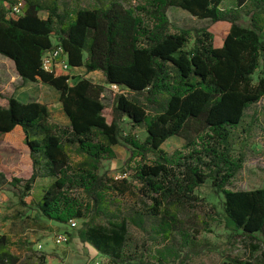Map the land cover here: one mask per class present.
<instances>
[{"label":"trees","instance_id":"16d2710c","mask_svg":"<svg viewBox=\"0 0 264 264\" xmlns=\"http://www.w3.org/2000/svg\"><path fill=\"white\" fill-rule=\"evenodd\" d=\"M15 1L0 0V54L13 61L24 81L57 89L70 120L68 125L54 123L47 104L0 93L8 101L0 105V138L20 131L29 150L32 173L24 192L38 179L50 180L31 199L37 214L62 224L82 220V242L110 264H132L130 225L144 229L150 223L166 239L184 233L181 216L199 204L196 189L211 179L224 195L225 217L259 242L252 245L255 252L261 250L264 187H226L242 168L243 157L234 154L237 129L248 108L264 98V70L254 79L264 57V0H234L230 8L223 7L225 0H146L135 7L96 0L92 8L72 11L60 0H22L21 13L11 16ZM170 7L209 23L172 31ZM244 14L250 15L248 26L241 23ZM217 23L230 25L220 41L212 30ZM56 46L67 55L69 71L43 68V55ZM79 67L102 71L106 83L125 91L116 97L111 122L105 114L104 85L85 76L70 83V71ZM124 117L147 132L143 141L132 135L124 139L131 159L139 157L132 181L100 173L102 160L115 156ZM173 136L185 143L170 153L162 145ZM72 154L81 159L73 160ZM6 182L0 169V186ZM19 182L13 177L14 186ZM127 194L130 203L123 210ZM261 256L264 263V251ZM19 262L9 237L0 233V264ZM168 262L166 255L157 258V264ZM46 263L42 254L32 264ZM218 264L258 263L229 256Z\"/></svg>","mask_w":264,"mask_h":264},{"label":"rangeland","instance_id":"374dc122","mask_svg":"<svg viewBox=\"0 0 264 264\" xmlns=\"http://www.w3.org/2000/svg\"><path fill=\"white\" fill-rule=\"evenodd\" d=\"M96 0H60L63 8L72 11L76 8H92ZM126 6H137L146 0H120ZM234 0H225L223 7L234 6ZM46 17L45 12L40 13ZM168 16L172 23L171 30L182 28H201L209 23V20H201L189 12L179 8L170 7ZM242 25L250 24V15L244 14ZM230 25L217 23L212 27L216 41L228 31ZM264 38V36H263ZM193 41L189 47L193 46ZM8 57L0 54V93L15 94L21 101L38 100L47 104L51 111V121L61 125L70 123L62 103L60 92L49 84L37 81H24L18 74L15 65ZM264 70V57L260 68L254 74L255 81ZM73 83L75 76H85L93 82L102 84L106 90L103 93V101L106 104L105 114L108 122L113 118V107L116 97L124 93L120 88H115L106 83L102 71L87 72L84 69L70 71ZM6 103L0 96V105ZM128 135L143 141L147 135L146 129L135 126L126 117L120 122V144L115 145L114 158L103 159L100 173H106L114 179L127 178L132 181L134 167L139 162V157L131 159V153L124 141ZM185 140L173 136L167 139L162 147L172 153L183 148ZM235 156L243 157L242 168L238 171L231 183L226 187L231 190L254 189L264 187V98L250 106L246 112L243 123L237 129L234 143ZM0 169L8 177V182L0 186V233L6 234L10 239V248L13 253L19 255L18 264H32L37 255L45 254L46 264H110L107 257L93 249L88 243L82 242L78 229L82 220H77L75 227L69 223H57L46 218H41L33 209L31 199L41 194L43 186L49 179H38L33 188L24 192V184L32 173L29 150L24 142V135L15 131L10 135L0 138ZM75 161L80 156L72 154ZM150 153L148 159L154 160ZM13 177L20 179L15 186ZM196 193L202 199L192 210H187L181 218L184 233L175 232L169 239L155 232L150 223L140 229L134 225L129 227L128 253L131 255L132 264H141V261L157 264V258L162 254L169 259L168 264H218L229 256H238L262 263L261 252L253 249V244L259 243L243 235L237 230L224 215V195L217 192L211 179L196 189ZM84 201L89 200L86 193H81ZM123 198V210L130 203V195ZM24 201V203L22 202ZM153 228V229H152ZM63 232L70 236L66 244L59 245L55 237ZM201 249V252H195ZM261 262V263H260ZM264 264V263H262Z\"/></svg>","mask_w":264,"mask_h":264},{"label":"built area","instance_id":"2783aa9c","mask_svg":"<svg viewBox=\"0 0 264 264\" xmlns=\"http://www.w3.org/2000/svg\"><path fill=\"white\" fill-rule=\"evenodd\" d=\"M6 4L8 2L6 1ZM23 6L22 0H16L10 7L9 15L16 16L17 14L21 13ZM43 68L47 71H69L70 65L67 60V55L64 53L63 48L61 46L53 47L52 49L48 50L42 58ZM111 86L115 88H119L115 84H111ZM69 224L73 227L77 225L76 219H71ZM69 234L67 232H63L58 234L55 237V242L59 245L66 244L69 241Z\"/></svg>","mask_w":264,"mask_h":264},{"label":"crops","instance_id":"0c3cea01","mask_svg":"<svg viewBox=\"0 0 264 264\" xmlns=\"http://www.w3.org/2000/svg\"><path fill=\"white\" fill-rule=\"evenodd\" d=\"M9 60V59H8ZM12 61V60H11ZM13 62V61H12ZM14 64V63H13ZM78 70H82V69H84L85 70V68L84 67H79V68H77ZM14 96L15 97H17L15 94H14ZM18 98V97H17ZM18 99H20V98H18ZM6 99L4 98V101H5ZM21 100V99H20ZM8 103V101L6 100V103H4V104H2V105H6ZM93 249H95L93 246H91Z\"/></svg>","mask_w":264,"mask_h":264}]
</instances>
